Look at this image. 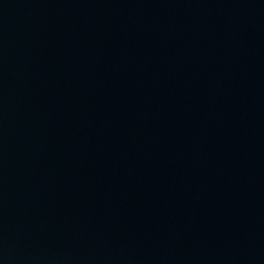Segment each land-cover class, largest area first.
<instances>
[{
    "label": "water",
    "instance_id": "1",
    "mask_svg": "<svg viewBox=\"0 0 264 264\" xmlns=\"http://www.w3.org/2000/svg\"><path fill=\"white\" fill-rule=\"evenodd\" d=\"M0 264H264V0H0Z\"/></svg>",
    "mask_w": 264,
    "mask_h": 264
}]
</instances>
